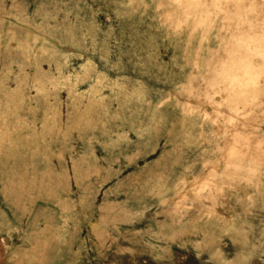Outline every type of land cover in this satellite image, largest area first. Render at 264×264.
Masks as SVG:
<instances>
[{
  "label": "rangeland",
  "instance_id": "374dc122",
  "mask_svg": "<svg viewBox=\"0 0 264 264\" xmlns=\"http://www.w3.org/2000/svg\"><path fill=\"white\" fill-rule=\"evenodd\" d=\"M0 264H264V0H0Z\"/></svg>",
  "mask_w": 264,
  "mask_h": 264
}]
</instances>
